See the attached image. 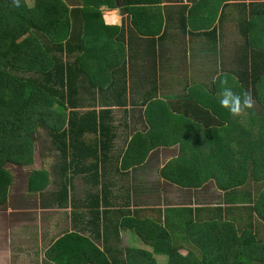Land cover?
Here are the masks:
<instances>
[{"label": "trees", "instance_id": "obj_1", "mask_svg": "<svg viewBox=\"0 0 264 264\" xmlns=\"http://www.w3.org/2000/svg\"><path fill=\"white\" fill-rule=\"evenodd\" d=\"M121 1L141 34L155 36L162 30L160 22L157 31H149L154 25L151 17L162 11V0ZM102 5L113 9L116 2L82 0L80 8L69 11L62 0H34L32 6L21 0L19 8L12 0H0V207L12 183L5 165L33 164L35 133L40 128L49 138L42 150L54 155V161L49 172L39 169L28 174V193H41L45 207L73 209V230L65 231L45 251L44 264H162L158 256L166 260L163 264H264V0L193 3L191 25L206 30L204 36L212 42L217 39L214 22L217 19L222 27L231 6L230 20L243 39L233 68L226 71L220 65L209 90L201 83L189 87L209 113L205 119L209 125H203L204 130L193 117L172 113L168 103L145 95L142 105L147 107L144 117L149 128L127 132L132 137L124 148L117 147L118 130L130 126L124 119L116 121L109 108L129 105L128 84L122 77L127 62L125 28L104 25ZM99 54H106V59ZM224 76L235 92L252 94L256 109L234 119L219 105ZM219 135L227 142L235 140L233 152L229 142L214 149L212 139ZM175 144L181 145L182 155L172 163H179L184 172L191 171L181 163L190 150L199 149L210 170L212 161L218 163L222 183L217 186L225 191L224 202L238 207L221 212L220 205L207 210L209 217L203 220L199 211L186 209L184 216L176 217V232L143 218L140 210L128 209L133 185L119 197L123 205L112 201L118 196L109 189L107 175L117 169L116 164L128 171L143 165L151 150ZM76 179L81 188H75ZM50 183L54 190L44 197ZM69 187L75 191L72 198ZM173 220L172 215L169 221ZM121 229L134 231L152 250L125 248Z\"/></svg>", "mask_w": 264, "mask_h": 264}, {"label": "crops", "instance_id": "obj_2", "mask_svg": "<svg viewBox=\"0 0 264 264\" xmlns=\"http://www.w3.org/2000/svg\"><path fill=\"white\" fill-rule=\"evenodd\" d=\"M25 1L28 6L34 3V0ZM62 1L66 4L69 11L80 8L82 3V0ZM195 1L197 0H162L160 3L162 11L160 13L156 12V14L151 17L152 24L154 23V25L150 27V32L157 31L159 24L163 23L162 30L155 36L143 35L141 34L142 32L138 31L133 26L132 13L125 10V6L121 0H115L116 7L113 9L106 5H102L99 9L104 25L125 28V57H127L125 59H127V62H125V74L122 75V77L128 84L125 98L128 99L129 105L125 107H115L122 109L123 112L127 111L123 113L124 116L119 119H124L130 126V129H124L122 132L119 131L120 129L118 130L119 138L116 139V144L121 143L120 146H122V148L127 145L128 140L132 137L130 135L127 136V132L146 131L147 128H149L144 117L147 107L142 105L145 95L156 96L163 102L168 103L172 113H181L193 117L192 120L197 123V126L200 128H203V125H209V123L205 121L209 113H207L206 109L201 105V101L199 102L192 97V92L189 91V87L198 83L205 84V79H203L205 77L204 63L201 65V62H205V59V63L208 62V58L202 59L206 57L205 53L207 52L211 57L210 60L216 64L213 66V73H210L212 79L216 76L215 72H220L221 62L217 64V62L220 61L217 57L220 54L219 47L221 48L220 41L222 38V31H225L227 26L236 29L237 24L230 20L232 17L231 6L228 11L229 23L226 27L225 25L223 28L220 27L217 19L214 22L213 25L216 26L217 29V39L215 42H212L211 39L204 36L206 30L196 28L197 25L196 27L191 25V7ZM229 2L236 3V1ZM73 20L74 19H72V21ZM211 29L212 27H210L209 30ZM237 34L239 35L238 32ZM205 47H208V49H205ZM104 55L106 54H99L100 57L106 59ZM72 58L73 53L70 55V59ZM130 94L132 95L131 99H129ZM133 102H135L136 105H134ZM109 109L112 110L113 108L110 107ZM241 123L245 124L244 122ZM203 129L205 130V128ZM212 142H214L215 145L214 149L221 150L219 145L226 144L229 141L227 142L224 136L222 138V136L219 135L213 138ZM229 143L228 146H230L231 152H233L236 148L235 140L230 139ZM180 148V144L168 147L159 146L149 152L143 165L139 167L134 166L128 171H124L119 167V164H116L117 169H114L107 175L110 183L109 189L114 191L118 196V198L112 199V201L120 205L122 202L119 197L124 196V194H122L123 190H125V187L133 185V190L130 194L132 203L128 206V209L132 211L140 210L143 218H150L164 227L167 226L169 230V226H171L176 232L179 227L176 217L184 216V210L186 209H192L193 212H195V210L199 211L198 214L200 219L203 220V218L209 217L207 210H214L220 205V207H223V209H220L221 212H224V209L231 205L238 207L237 204H226L224 202L225 191L217 186L220 182L222 183L220 180L221 174H219L221 171L216 169V167H220L219 164L211 160L213 164L210 170L209 167L204 164L207 162L202 161L199 157V149L196 151L190 150L185 154L184 160H182L181 163L186 168H191V171L184 172L182 167H178L180 166L178 165L179 163H172L176 162L180 155H182V150ZM193 162L196 164H192ZM169 164L171 165L169 169L162 173L166 165ZM209 171H213L214 175ZM10 175L13 181V176L11 173ZM172 178L176 179V182L172 181ZM49 180L51 181V178H49ZM181 180L184 184L180 183ZM80 182L81 181L78 179L74 181L75 188H81L82 184ZM49 186H51L50 191H53L54 187L51 183L47 187ZM248 189H246V191ZM229 191L231 190H227L226 193ZM250 191H252V189ZM74 192L75 191H73V189L71 190V187H69L70 198L73 197ZM47 193L48 191L42 192L44 197ZM36 194L41 193L38 192ZM212 195L215 196V199H212ZM8 196L9 195H7V197ZM42 198V195H40V199L37 201L34 209H43L42 211H49L48 209H52L55 215L45 216L43 220L41 218L31 223L35 225V228L36 225L41 226L40 229L37 227L35 234H33L34 232L28 233V228H23L16 237V243L28 245V240H30V242H35L36 240V245L42 247L43 241L50 233H58V236L54 239H47L50 243L45 249L46 251L65 231L71 232L73 230L71 216L73 209L70 205H68L66 209L57 208L56 206L45 207L43 206L45 204ZM7 200L8 198L6 201ZM211 200H213L212 203ZM136 203L138 204L136 205ZM243 205L244 204H239V206ZM115 206L118 207L115 204H113L112 207ZM21 209H27L26 204L23 205ZM61 211H63L61 215L56 213ZM172 215L174 216L173 222L169 221ZM17 221L18 220L14 217H0L1 240L6 243L10 242V230L15 228ZM20 223L21 221L17 223L16 226H20ZM120 235L123 241L122 245L125 248L152 250L150 247L146 246L141 238L132 230L121 229ZM18 257L20 258L22 256ZM1 258H3V256H0V264H5V260ZM24 259L29 261L28 258Z\"/></svg>", "mask_w": 264, "mask_h": 264}, {"label": "rangeland", "instance_id": "obj_3", "mask_svg": "<svg viewBox=\"0 0 264 264\" xmlns=\"http://www.w3.org/2000/svg\"><path fill=\"white\" fill-rule=\"evenodd\" d=\"M228 4L233 2H227ZM33 4V3H32ZM31 4V5H32ZM30 5V4H29ZM30 5V6H31ZM228 11L230 10L227 9ZM228 21L224 22L222 28L228 25ZM221 48L219 47V56L217 57L220 59L217 64L221 62V66L224 67V69L230 70V68H233V58L236 54L238 47L242 46V39L237 34L236 29L232 28L231 26H227L225 31H222V38H221ZM205 49H208V47H205ZM206 57L202 58L203 60L206 59L205 62H201V65L204 63V73L205 77V86L207 90L211 87V72H213V66L216 65L214 62L210 60L209 53H205ZM202 71V69H201ZM132 95H129V99H131ZM128 100V99H127ZM116 106H113L112 108V116L116 121L119 120L120 117L124 116V112L122 109L115 108ZM130 107V106H129ZM255 108V107H254ZM96 109H102L101 106H97ZM256 109V108H255ZM131 119V118H130ZM124 129H120L119 131L122 132ZM48 136L45 134L44 130L37 129L35 133V141H34V152H33V164L29 167L22 168L18 167L16 165H12L11 163H7L5 165V169L8 170L12 176L13 181L9 188V196L7 203L0 207V217H14L17 219V223H20V226H16L15 228H12L10 230V242L6 243L5 241L0 239V256H3L5 260V264H43L47 260L45 259L44 252L45 249L49 245V241L47 239L49 238H55L58 236V233L52 232L50 233L46 239L43 241V246L39 247L37 246V242H30L28 240V245H20L16 243V237L19 234L20 231H22L23 228H28V233L35 234V230H37V227L40 229L41 226H37L35 228V225H32L31 223H34V221H37L38 219L42 220L44 217L55 215L52 211V209H48L49 211H42L43 209H34V206L36 205L37 201L40 199L41 194H31L28 193L27 190V177L30 172L33 170H39V169H46L48 172L51 170L52 163L54 161V155L50 156V153L48 150L44 151L42 148H46L48 146ZM121 142V141H119ZM121 143H117V147L120 146ZM47 154L50 157H47ZM51 190V186L46 188V192ZM211 196V195H209ZM212 199H215V196L212 195ZM221 200V199H220ZM207 202V201H206ZM213 200H211V203ZM27 206V209H21L23 205ZM57 214L61 215L63 211L56 212ZM66 213V212H65ZM29 223V224H27ZM123 242V241H122ZM39 244V243H38ZM37 246V247H35ZM40 248V249H39ZM37 250V251H36ZM181 253L186 254V250H182ZM22 256V257H18ZM24 258H28L29 261H26ZM160 263H165L166 260L163 256L157 257ZM11 259V260H10ZM29 262V263H28ZM31 262V263H30Z\"/></svg>", "mask_w": 264, "mask_h": 264}, {"label": "clouds", "instance_id": "obj_4", "mask_svg": "<svg viewBox=\"0 0 264 264\" xmlns=\"http://www.w3.org/2000/svg\"><path fill=\"white\" fill-rule=\"evenodd\" d=\"M12 5L19 8L21 6V0H12ZM218 96L219 105L234 119L246 116L248 111L253 110L255 106V100L252 94L249 91H244L242 93L235 92L233 88L229 86L226 76L220 79Z\"/></svg>", "mask_w": 264, "mask_h": 264}, {"label": "flooded vegetation", "instance_id": "obj_5", "mask_svg": "<svg viewBox=\"0 0 264 264\" xmlns=\"http://www.w3.org/2000/svg\"><path fill=\"white\" fill-rule=\"evenodd\" d=\"M7 198H8V197H7ZM6 203H7V201H6ZM6 203H5V204H6ZM0 214H2V213H0Z\"/></svg>", "mask_w": 264, "mask_h": 264}]
</instances>
